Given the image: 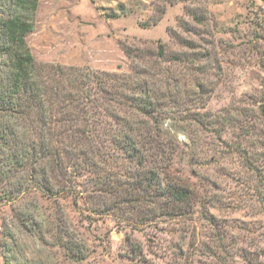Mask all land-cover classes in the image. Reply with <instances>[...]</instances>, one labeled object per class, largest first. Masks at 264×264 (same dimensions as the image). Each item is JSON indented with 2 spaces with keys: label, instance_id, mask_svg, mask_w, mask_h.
<instances>
[{
  "label": "rangeland",
  "instance_id": "rangeland-1",
  "mask_svg": "<svg viewBox=\"0 0 264 264\" xmlns=\"http://www.w3.org/2000/svg\"><path fill=\"white\" fill-rule=\"evenodd\" d=\"M24 13L0 0V78L2 24ZM31 21L37 63L147 80L152 134L171 142L156 171L192 195L173 215L159 198L122 203L137 171L117 151L75 177L80 156L64 161L66 179L51 181L70 188L48 195L0 138V264H264V0H38ZM134 95L147 101L140 86ZM101 175L124 182L95 184Z\"/></svg>",
  "mask_w": 264,
  "mask_h": 264
},
{
  "label": "trees",
  "instance_id": "trees-1",
  "mask_svg": "<svg viewBox=\"0 0 264 264\" xmlns=\"http://www.w3.org/2000/svg\"><path fill=\"white\" fill-rule=\"evenodd\" d=\"M12 1L25 13L9 17L2 24L9 73L6 78H0V138L9 152L11 165L27 168L30 179L45 193L53 195L70 188L54 191L51 181L66 179L64 161L72 162L75 156H80L79 164L72 163L78 167L77 172H71L75 177L83 168L97 172L99 157L104 152L117 151L127 155L129 161L135 160L137 171L129 177L131 180L127 177L130 180L127 183L133 184L136 190L122 195V203L129 206L135 199L139 204L138 201L159 198L164 200V206L154 203L160 206L161 212L181 214L183 203L192 194L188 185L163 184L156 171L158 167L168 169L170 166L159 162L163 159L161 153L168 151L171 142L152 134L160 125L157 117L152 116L154 109L147 80L135 77L132 82L131 74L37 63L25 36L33 29L31 18L38 0ZM139 86L147 94L145 102L134 95ZM125 105L147 118L132 119V114L124 118L120 110ZM105 115H109L111 121L105 119ZM140 129L144 134L133 136V132ZM106 141L109 145L104 144ZM38 172L42 178L36 181ZM96 180L94 183L102 186L118 182L112 188L124 182L122 175L117 179L101 175ZM73 247L74 253L84 257L80 246L74 244Z\"/></svg>",
  "mask_w": 264,
  "mask_h": 264
}]
</instances>
